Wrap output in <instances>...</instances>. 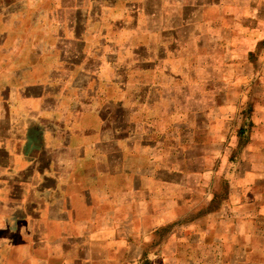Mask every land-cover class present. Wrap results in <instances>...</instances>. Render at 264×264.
<instances>
[{
  "label": "crops",
  "instance_id": "crops-1",
  "mask_svg": "<svg viewBox=\"0 0 264 264\" xmlns=\"http://www.w3.org/2000/svg\"><path fill=\"white\" fill-rule=\"evenodd\" d=\"M0 264H264V0H0Z\"/></svg>",
  "mask_w": 264,
  "mask_h": 264
},
{
  "label": "rangeland",
  "instance_id": "rangeland-1",
  "mask_svg": "<svg viewBox=\"0 0 264 264\" xmlns=\"http://www.w3.org/2000/svg\"><path fill=\"white\" fill-rule=\"evenodd\" d=\"M146 6L149 7V3H147Z\"/></svg>",
  "mask_w": 264,
  "mask_h": 264
}]
</instances>
